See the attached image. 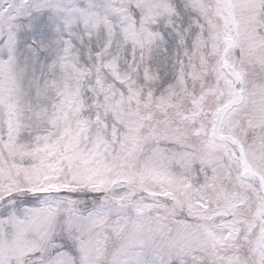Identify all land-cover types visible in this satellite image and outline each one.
<instances>
[{
  "label": "snow or ice",
  "instance_id": "1",
  "mask_svg": "<svg viewBox=\"0 0 264 264\" xmlns=\"http://www.w3.org/2000/svg\"><path fill=\"white\" fill-rule=\"evenodd\" d=\"M0 264H264V0H0Z\"/></svg>",
  "mask_w": 264,
  "mask_h": 264
}]
</instances>
